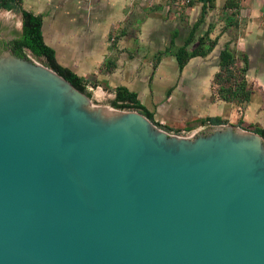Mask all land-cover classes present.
Segmentation results:
<instances>
[{"label": "water", "instance_id": "water-1", "mask_svg": "<svg viewBox=\"0 0 264 264\" xmlns=\"http://www.w3.org/2000/svg\"><path fill=\"white\" fill-rule=\"evenodd\" d=\"M0 264H264V138L170 134L3 52Z\"/></svg>", "mask_w": 264, "mask_h": 264}, {"label": "crops", "instance_id": "crops-1", "mask_svg": "<svg viewBox=\"0 0 264 264\" xmlns=\"http://www.w3.org/2000/svg\"><path fill=\"white\" fill-rule=\"evenodd\" d=\"M21 9L42 19L57 64L84 79L97 103L112 105L118 89H126L170 134L227 119L230 103L215 92L227 45L248 58L246 81L264 97V0H24ZM192 37L189 53L202 38L206 49L208 40L216 45L181 71L176 54ZM250 102L241 115L255 125Z\"/></svg>", "mask_w": 264, "mask_h": 264}, {"label": "trees", "instance_id": "trees-1", "mask_svg": "<svg viewBox=\"0 0 264 264\" xmlns=\"http://www.w3.org/2000/svg\"><path fill=\"white\" fill-rule=\"evenodd\" d=\"M23 1L24 0H0V11H20L23 17V33L18 40L13 42L16 48V55L19 57H27L26 51H30L36 57H45L49 62V66L54 71L66 78L78 90L85 93L89 98H92V93L89 91L84 79L57 64L54 51L44 42L42 34V19L34 17L27 11L22 10L21 7ZM236 1L238 0H229L231 3H235ZM192 40L193 37L187 42L186 46L179 49L176 54L181 71H183L190 59L194 57L207 56L213 51L216 45V41L208 40L209 46L206 49L205 45L207 44V39L202 38L200 40L199 47L192 53H189L187 50V45L190 44ZM237 59L236 52L231 48L230 45H227L221 54V72L216 76L215 84L220 82L222 85L226 86V88L222 86L220 89V95L224 101L231 102L232 99H237L239 102H250L254 91L248 89V83L246 81V75L249 69V60L247 57L243 58L244 67L240 71V76H238L236 70ZM112 106L119 110L139 111L149 120L153 121L152 114L138 102L137 95L130 93L126 89H118L117 98L115 102H113ZM226 123L227 122L221 118L215 117L206 119L203 122V125L220 126ZM253 132L261 135L264 138L263 128L256 126L253 129Z\"/></svg>", "mask_w": 264, "mask_h": 264}, {"label": "rangeland", "instance_id": "rangeland-1", "mask_svg": "<svg viewBox=\"0 0 264 264\" xmlns=\"http://www.w3.org/2000/svg\"><path fill=\"white\" fill-rule=\"evenodd\" d=\"M8 12H11V11H8ZM13 13H14V15H18V14H20V11H13ZM26 54L31 59L35 60L37 63L52 69L49 66V62L45 57H36L30 51H26ZM237 62H238V64L236 65V70H237L238 76H240V71L243 69L244 63L242 61V58H238ZM222 86L226 88V86L222 85V83H220V82L215 84V92L219 96L220 99H222V97L220 95V89L222 88ZM248 89L253 91V87L250 84H248ZM89 91L92 93L91 99H92L94 105H96V106H108V107L114 108L112 105H110L108 103H104V102L102 104L97 103L95 98H94L93 91H91V90H89ZM228 103H230V105H229L230 110L227 114V119L224 120L227 123L224 125H234L236 127H239V128L244 129V130L251 131V132H253V129L256 126L264 129V97H263V94L261 91L256 90L253 93V100L250 102L249 109H248L251 113L250 117H251L252 121L256 123L255 125L249 124L248 122L246 123L243 120V117L241 115V113L245 110V107L249 102H239L237 99H232L231 102H228ZM125 111H133V110H125ZM208 111H209L208 113H210L212 115L215 113L213 111V108H209ZM210 126L211 125H208L207 127H210ZM207 127L200 128V130H199V128L194 127V128L190 129L191 130L190 132H186V133L179 132V136L191 137L192 135L196 134L197 132H199V131L207 128Z\"/></svg>", "mask_w": 264, "mask_h": 264}, {"label": "flooded vegetation", "instance_id": "flooded-vegetation-1", "mask_svg": "<svg viewBox=\"0 0 264 264\" xmlns=\"http://www.w3.org/2000/svg\"><path fill=\"white\" fill-rule=\"evenodd\" d=\"M22 33H23V31H22ZM21 35L18 37L12 38V39H5V38L1 37L0 38V54L3 52H7V51H11V52L16 54V51H15L16 48H15L13 42L15 40H18L21 37Z\"/></svg>", "mask_w": 264, "mask_h": 264}, {"label": "built area", "instance_id": "built-area-1", "mask_svg": "<svg viewBox=\"0 0 264 264\" xmlns=\"http://www.w3.org/2000/svg\"><path fill=\"white\" fill-rule=\"evenodd\" d=\"M180 1H181V3L184 4V5H190V4L195 3V2L198 1V0H180ZM112 41H115V39H112ZM184 133H186V132H184ZM192 136H193V135H192Z\"/></svg>", "mask_w": 264, "mask_h": 264}]
</instances>
